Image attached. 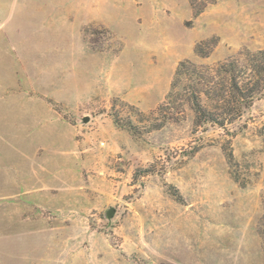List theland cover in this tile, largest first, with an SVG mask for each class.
Instances as JSON below:
<instances>
[{
  "label": "rangeland",
  "instance_id": "obj_1",
  "mask_svg": "<svg viewBox=\"0 0 264 264\" xmlns=\"http://www.w3.org/2000/svg\"><path fill=\"white\" fill-rule=\"evenodd\" d=\"M207 1L0 0V264H264V99L167 100L264 50V0Z\"/></svg>",
  "mask_w": 264,
  "mask_h": 264
},
{
  "label": "trees",
  "instance_id": "obj_2",
  "mask_svg": "<svg viewBox=\"0 0 264 264\" xmlns=\"http://www.w3.org/2000/svg\"><path fill=\"white\" fill-rule=\"evenodd\" d=\"M215 1L208 0L207 3ZM201 50L202 46L197 47L196 53L207 57V53ZM187 77L199 86H194L198 91H195L192 101L196 113L195 123H212L224 128L226 124L240 119L256 100L264 99V50L249 55L244 65L232 60L220 64L213 72L189 61L180 63L167 95V100L171 101L169 103L176 99V90ZM203 100L208 105L204 106ZM229 159H233L232 153Z\"/></svg>",
  "mask_w": 264,
  "mask_h": 264
},
{
  "label": "water",
  "instance_id": "obj_3",
  "mask_svg": "<svg viewBox=\"0 0 264 264\" xmlns=\"http://www.w3.org/2000/svg\"><path fill=\"white\" fill-rule=\"evenodd\" d=\"M88 120H89V119H88L87 117L84 119L85 122H87ZM114 213H115V210H114V209H110V210L108 211L107 217L111 218V217L113 216Z\"/></svg>",
  "mask_w": 264,
  "mask_h": 264
}]
</instances>
